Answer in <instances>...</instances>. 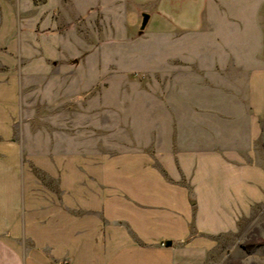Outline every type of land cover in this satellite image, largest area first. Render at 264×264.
I'll use <instances>...</instances> for the list:
<instances>
[{
	"label": "crops",
	"instance_id": "1",
	"mask_svg": "<svg viewBox=\"0 0 264 264\" xmlns=\"http://www.w3.org/2000/svg\"><path fill=\"white\" fill-rule=\"evenodd\" d=\"M101 3L119 26L150 15L138 65L211 83L167 89L180 99L166 105L164 149L77 153L72 131L107 128L108 108L74 98L124 64L90 56L76 68L60 54L92 46L93 0H0V264H212L242 226L264 225V0H228L227 42L204 44L227 57L212 58L190 57L189 43L211 22V0ZM87 109L95 119L78 126Z\"/></svg>",
	"mask_w": 264,
	"mask_h": 264
},
{
	"label": "rangeland",
	"instance_id": "2",
	"mask_svg": "<svg viewBox=\"0 0 264 264\" xmlns=\"http://www.w3.org/2000/svg\"><path fill=\"white\" fill-rule=\"evenodd\" d=\"M211 4L213 16L209 25H206L200 34H189L190 57L194 55L200 56V58L227 57V48H215L210 45L206 48L204 46L209 42H227L228 0H211ZM102 7L101 0H93L91 32L87 33L92 39V46L87 49L59 50L61 56L75 58L72 66L76 68L80 67L79 63L82 58L90 56H120L124 62L121 66L112 65L109 67L107 81L104 76L102 79H96L95 75L92 79L88 77L87 80L91 79L93 85L74 98L75 104L79 108L82 106H90L93 109L97 106L100 107L102 99V103L108 108L107 128L83 127L75 128L72 131L75 133L77 153H88L90 156L103 151L109 158H112L122 154L162 150L165 147L164 138L167 127L171 126L172 115L170 112H166V105L170 104L171 100L175 103L174 100L180 99L175 96L166 97L167 89L181 88V83L188 84V88L197 89L199 87L202 89L211 82L170 81L165 79L167 75H165L164 68L160 70L162 73L154 74L155 71L150 65H138L139 58L136 54L139 51L138 47L143 45L139 41L142 15L134 18L127 13L119 26L116 13L109 10L113 8L109 6L107 8L109 14L102 15ZM118 26L122 27L119 31L117 30ZM121 30L122 32H120ZM83 36L84 29H81V32L77 33V41ZM168 76L170 77V75ZM77 78L79 80L83 77L78 75ZM196 85L199 86L196 87ZM102 89L105 93L102 96L97 95V92L99 93ZM37 91L36 83H34V86L30 87L29 93L36 94ZM35 99L37 98L34 97V101ZM63 104L67 105L68 103L62 102ZM90 110L87 109V118L81 117L83 113H78L76 119L78 126L86 119L91 120L96 115L91 114ZM29 115L30 126L36 125L35 121L40 113H36V105H33L32 102ZM94 119L95 117H93ZM37 131L36 127L30 128V136L35 138ZM50 131L52 132V129ZM171 131L173 130L171 129ZM35 142L34 139L32 147L36 150L41 149V146ZM241 230L234 240H225L221 243L212 259V264H264V253H262L264 251V225H244Z\"/></svg>",
	"mask_w": 264,
	"mask_h": 264
},
{
	"label": "water",
	"instance_id": "3",
	"mask_svg": "<svg viewBox=\"0 0 264 264\" xmlns=\"http://www.w3.org/2000/svg\"><path fill=\"white\" fill-rule=\"evenodd\" d=\"M142 18H143V20H142L141 30L143 31L146 29V27L149 23L150 15L147 13H144V14H142Z\"/></svg>",
	"mask_w": 264,
	"mask_h": 264
},
{
	"label": "built area",
	"instance_id": "4",
	"mask_svg": "<svg viewBox=\"0 0 264 264\" xmlns=\"http://www.w3.org/2000/svg\"><path fill=\"white\" fill-rule=\"evenodd\" d=\"M163 246H164V244H163Z\"/></svg>",
	"mask_w": 264,
	"mask_h": 264
}]
</instances>
